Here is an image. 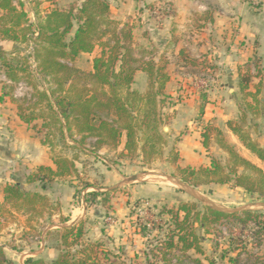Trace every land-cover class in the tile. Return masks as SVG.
Segmentation results:
<instances>
[{
	"label": "trees",
	"instance_id": "trees-1",
	"mask_svg": "<svg viewBox=\"0 0 264 264\" xmlns=\"http://www.w3.org/2000/svg\"><path fill=\"white\" fill-rule=\"evenodd\" d=\"M29 1L35 5L32 13L36 23L26 10L25 1L0 0V40L15 44L11 51L0 50V69L11 83V94L21 84L29 89L24 98L14 100L19 117L25 124L35 123L33 129L40 135L45 134L42 144L54 153L55 169L38 167L26 182H39L43 190H47L56 179L78 175L76 162L90 141L93 142L89 151L97 154L104 147L117 150L125 138L124 153L134 154L139 148V132L143 130L146 139L140 151L144 154L147 145L150 152L154 151L155 144L159 146V142L168 146L161 129L164 124L161 108L163 90L169 78L153 60L152 53L134 43L132 27L111 20L110 6L105 0H85L79 6L69 4L64 8L58 6L57 0ZM45 3L51 7L41 17L38 8ZM97 47L101 52L93 60L92 71L79 69L75 65L77 58L92 54ZM138 72L147 75L146 94L131 88ZM249 83V78L242 80V92L248 90ZM246 117L243 113L240 121L230 122V129L244 147L264 163V146L252 137L253 126L248 124ZM149 133H154L156 143L147 135ZM216 133L221 136L220 131ZM209 144L210 132L207 131L204 147L208 151ZM220 145L230 155V163L222 164L219 158L213 157L209 167L182 168L184 183L191 186L229 185L232 189H242L264 198V172L238 155L234 147L222 139ZM57 148L60 149L58 153ZM67 152H71V156ZM174 159L179 161V155L175 154ZM81 185L82 189L76 192L79 198L87 189H93L85 194L87 215L93 206L109 204L110 192L98 190V186L88 182ZM50 207L47 196L26 192L23 185L17 183L5 188L1 210L2 213L9 209L42 217ZM96 213L99 216L98 210ZM166 213L171 217L156 236L158 248L144 253L148 262L154 259V263L160 260L172 263L174 251L186 254L196 250L204 254L197 244L203 239L200 231L211 234L224 222H235L242 229L253 223L264 231L263 215L249 210L227 213L182 202ZM85 223L83 219L73 226L48 233V237L58 234L64 247L56 259L45 263L42 259L29 258L25 264H102L99 256L110 257V253L102 250L99 243H83L87 233ZM147 227L142 226L140 234L149 241L153 230ZM74 246H80V249L72 251ZM112 256L121 259L117 254ZM230 261L235 260L230 258ZM0 264H17L7 257L3 247H0ZM210 264L215 263L210 261Z\"/></svg>",
	"mask_w": 264,
	"mask_h": 264
},
{
	"label": "crops",
	"instance_id": "crops-1",
	"mask_svg": "<svg viewBox=\"0 0 264 264\" xmlns=\"http://www.w3.org/2000/svg\"><path fill=\"white\" fill-rule=\"evenodd\" d=\"M63 1L65 5L75 2L79 6L85 0ZM107 1L110 2L113 19L125 21L130 17L137 18L139 25L135 26L134 35L142 32V37L146 36L148 40L147 45L162 55L158 57L163 62H168L169 68L173 62L183 63L180 56L182 50L196 59L204 56L208 63L215 66L214 82L218 85L217 89L203 93H185L184 101L171 109L168 107L172 113L169 131L180 137L177 143L180 165L196 169L209 167L213 157L226 154L220 145L222 139L226 144L239 145L244 150L241 156L264 172V163L247 150L230 129V122L240 121L245 113L246 121L253 126L250 130L252 137L264 146V0H261L257 8L244 0ZM61 2L62 0H57L58 6ZM44 5L51 7L48 3ZM148 5H152L154 10L156 6L169 5L172 13L162 11L163 17L160 19L154 16L153 9L152 14L148 12ZM159 19L160 22H157ZM14 47L13 42L0 40V50L11 51ZM85 55L89 54L81 56ZM167 56H170V61L166 59ZM92 68L91 66V70ZM178 77L172 76L167 85V90L172 88L169 93L171 95H174V83L180 79ZM244 78L250 80L246 92L241 90ZM138 79L146 87V74L136 73L135 83ZM10 87V81L0 69V229L18 226L28 232L44 224L43 241L47 242L45 238L49 232L73 226L85 219V194L93 189H87L79 198L76 192L77 189H82L81 184L88 182L103 191L105 187L111 189L121 183L122 175L116 171L119 166L109 169L101 161L103 156L112 155L118 150L121 152L125 138L117 150L104 147L97 154L89 151L93 141L88 142L87 149L80 153L76 162L78 175L56 179L47 190H43L39 182L28 184L27 178L38 167L55 169V165L50 148L42 144L41 137L33 129L35 123L25 124L19 117L18 105L14 100L21 97L22 84L13 94ZM247 92L250 93L247 99L250 104H244ZM246 106L249 108L246 109ZM207 131L210 132L209 151L204 147V134ZM218 131L221 136L216 133ZM100 176L104 181L97 184ZM17 183L22 184L26 192L47 196L52 203L49 212L42 217L9 209L2 213L5 188ZM11 219L18 225H10Z\"/></svg>",
	"mask_w": 264,
	"mask_h": 264
},
{
	"label": "rangeland",
	"instance_id": "rangeland-1",
	"mask_svg": "<svg viewBox=\"0 0 264 264\" xmlns=\"http://www.w3.org/2000/svg\"><path fill=\"white\" fill-rule=\"evenodd\" d=\"M105 1L110 6V2ZM62 2L59 5L60 8L68 6L65 5V1L62 0ZM72 4L77 5L75 2ZM25 5L27 11L31 14L32 22L36 23V18L31 12V9L35 8V5L30 4L29 0H25ZM148 6H150L147 7L149 9L148 12L152 14L154 7H151L152 5ZM159 6H156L155 10L153 9L154 16L162 19V11L172 13V8L169 5ZM49 9L46 5L42 4L38 8L39 16L42 17L43 13H46ZM110 19L121 25L127 24L132 27L134 43L152 53L153 60L164 69V74L169 78L163 90L164 103L161 108L164 120L161 129L165 134L164 141L168 143V146L162 145V142H159V146L155 144L154 151L150 152L151 149L147 145L146 153L144 154V152L140 151L141 146H144V139H146V133L142 130L138 135L139 148L134 154L124 153V149H122L121 152H118V150L112 155L102 157V165L109 167V169L119 166V168H116V171L120 172L123 179H121L122 181L117 187L111 189L103 188V191L110 192L111 194L110 202L106 207H102L99 203L89 209V214L85 217L87 222V224L85 223V231L87 233L82 239L83 243H99L102 250L110 253V257H106L103 254L99 256L102 264H199L198 261L201 264H210V261H213L215 264H264V231L261 227H257L252 223L246 229H242L240 225H236L235 222L231 221L222 223L211 234L205 235L203 231H200L203 239L197 244L201 246L204 254H200L196 250H191L186 254L174 251L173 255H171L172 263H165L161 260L158 263H154V259H150V262L146 261L144 253L147 251L152 252L151 250H155L156 247L158 248L156 236L160 234L158 233L160 232V228L162 226L164 228L169 223L171 215L167 214L166 211L177 207L180 203L189 202L198 204L203 208L211 207L213 209L229 211L245 209L261 213L264 222V209L261 208V205L264 204V198L248 194L242 189H232L229 185L211 183L201 186H191L184 183L180 170L187 167H182L180 162L174 159L175 154L179 155L177 143L180 137L169 131V118L171 119L172 117L169 109L184 101L183 96L185 93H203L210 89H217L218 85L214 82L215 66L208 63V59L204 58V56L196 59L182 50L180 56L183 63L173 62L169 68L168 62H163L158 57L159 53L147 45L148 40H146V36L142 37V32L134 35L135 26L139 25L137 18L130 17L125 19V21L115 20L112 18L110 6ZM160 19L157 22H160ZM100 52L101 49L97 47L92 54L77 58L75 65L83 71H92L93 60L100 55ZM169 57L167 56L166 58L168 61H170ZM194 61L195 64H193ZM175 75L179 76L180 79L175 81V92L174 95H171L169 93H171L172 88L167 90V85L171 77ZM148 86V78L146 87L138 79L136 83L134 81L131 88L140 94H146ZM21 88L20 98H24L29 89L24 84H22ZM245 94L247 96L244 98V104H250L247 102V99L250 97L248 94L250 93L247 92ZM168 107L170 108L168 109ZM164 108H166L165 111ZM255 117L257 120L259 119L258 114ZM36 133L38 132L36 131ZM38 135L41 139L45 138L44 133ZM147 135L156 143L154 133ZM229 145L234 147V151L238 155L244 154V150L239 145ZM59 150L57 148L56 152L58 153ZM67 154L71 153L67 152ZM217 158L222 161V164L230 163V155L227 153L219 155ZM90 167L92 168V166ZM168 177H174L189 186L204 201L198 200L180 186L168 180ZM103 181V178L100 176L97 184ZM49 203L50 205L52 204L50 199ZM51 208L52 205L49 209ZM96 210L100 212L99 216L96 215ZM46 212L48 213L49 211L47 210L44 213ZM14 221V219H11L10 225H13V223L18 225ZM147 225V228L153 230L149 236V241L143 239L140 234L142 226ZM44 227V224H42L26 232L18 228V226L15 228L6 226L5 229H0V247H3L7 257L17 264H25L29 258L42 259L45 263H49L58 257L57 253L59 255L61 250H64V247L61 245L58 234L46 237L45 240L47 242L43 241ZM160 238L163 237L160 236ZM79 249L80 246H74L71 250ZM43 251L44 254L42 253ZM113 254H117L121 259H114ZM105 258L109 261H106ZM230 258L235 261L231 262ZM112 261L113 263H111Z\"/></svg>",
	"mask_w": 264,
	"mask_h": 264
},
{
	"label": "water",
	"instance_id": "water-1",
	"mask_svg": "<svg viewBox=\"0 0 264 264\" xmlns=\"http://www.w3.org/2000/svg\"><path fill=\"white\" fill-rule=\"evenodd\" d=\"M168 180H170L171 182H173L174 184L180 186L183 190H185L186 192H188L189 194H191L192 196H194L195 198H197L198 200L200 201H204L203 198L199 197L197 195V193L192 189L190 188L189 186L185 185L184 183H182L181 181H178L177 179H175L174 177H168ZM264 209V204L261 205ZM215 209V208H214ZM216 210H219V211H223V212H227V213H235V212H240V211H247L245 209H241V210H232V211H229V210H224V209H216Z\"/></svg>",
	"mask_w": 264,
	"mask_h": 264
},
{
	"label": "built area",
	"instance_id": "built-area-1",
	"mask_svg": "<svg viewBox=\"0 0 264 264\" xmlns=\"http://www.w3.org/2000/svg\"><path fill=\"white\" fill-rule=\"evenodd\" d=\"M246 3H248L252 7H259L261 4V0H244Z\"/></svg>",
	"mask_w": 264,
	"mask_h": 264
}]
</instances>
